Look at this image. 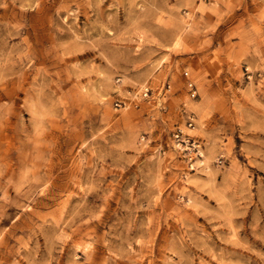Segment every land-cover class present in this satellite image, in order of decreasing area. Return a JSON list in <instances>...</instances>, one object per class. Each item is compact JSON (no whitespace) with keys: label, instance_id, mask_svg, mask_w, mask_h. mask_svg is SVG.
I'll use <instances>...</instances> for the list:
<instances>
[{"label":"rangeland","instance_id":"rangeland-1","mask_svg":"<svg viewBox=\"0 0 264 264\" xmlns=\"http://www.w3.org/2000/svg\"><path fill=\"white\" fill-rule=\"evenodd\" d=\"M0 264H264V0H0Z\"/></svg>","mask_w":264,"mask_h":264},{"label":"built area","instance_id":"built-area-1","mask_svg":"<svg viewBox=\"0 0 264 264\" xmlns=\"http://www.w3.org/2000/svg\"><path fill=\"white\" fill-rule=\"evenodd\" d=\"M140 95L142 96H147L148 95V92H149V88L148 87H144L141 91H139ZM124 101H121V100H116L115 101V106L116 107H121L124 105ZM189 125H190V122H189ZM173 138L175 139V141L178 143V144H185L187 142H189L190 138H186V135L183 134V132L177 128L176 131L173 133ZM194 142H191V144H193Z\"/></svg>","mask_w":264,"mask_h":264},{"label":"bare ground","instance_id":"bare-ground-1","mask_svg":"<svg viewBox=\"0 0 264 264\" xmlns=\"http://www.w3.org/2000/svg\"><path fill=\"white\" fill-rule=\"evenodd\" d=\"M199 161H201V160H199Z\"/></svg>","mask_w":264,"mask_h":264}]
</instances>
